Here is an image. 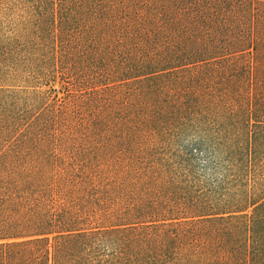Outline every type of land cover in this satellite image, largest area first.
Here are the masks:
<instances>
[{"label":"trees","instance_id":"trees-1","mask_svg":"<svg viewBox=\"0 0 264 264\" xmlns=\"http://www.w3.org/2000/svg\"><path fill=\"white\" fill-rule=\"evenodd\" d=\"M0 264H264V0H0Z\"/></svg>","mask_w":264,"mask_h":264}]
</instances>
